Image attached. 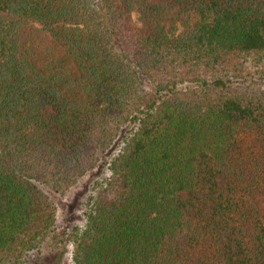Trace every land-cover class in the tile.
<instances>
[{"label": "trees", "instance_id": "obj_1", "mask_svg": "<svg viewBox=\"0 0 264 264\" xmlns=\"http://www.w3.org/2000/svg\"><path fill=\"white\" fill-rule=\"evenodd\" d=\"M121 139L71 264H264V0H0V264Z\"/></svg>", "mask_w": 264, "mask_h": 264}, {"label": "rangeland", "instance_id": "obj_2", "mask_svg": "<svg viewBox=\"0 0 264 264\" xmlns=\"http://www.w3.org/2000/svg\"><path fill=\"white\" fill-rule=\"evenodd\" d=\"M134 20L139 23L137 14H134ZM121 146L122 139L105 154L106 158L103 165L85 174L66 191L55 192L48 188L44 189L56 208L55 225L39 245L26 254L20 264L45 263L51 255L57 252V250H52L55 238L62 241V245L66 250L62 258V264H71L72 244L67 236L74 227H83L85 214L90 206L96 187L108 175L107 165Z\"/></svg>", "mask_w": 264, "mask_h": 264}]
</instances>
